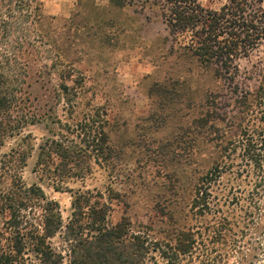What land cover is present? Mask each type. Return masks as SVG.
I'll use <instances>...</instances> for the list:
<instances>
[{
  "label": "trees",
  "instance_id": "1",
  "mask_svg": "<svg viewBox=\"0 0 264 264\" xmlns=\"http://www.w3.org/2000/svg\"><path fill=\"white\" fill-rule=\"evenodd\" d=\"M263 1L227 0L209 9L198 0H141V9H155L165 25L169 53L192 59L228 88L225 95L205 94L204 113L195 124L212 136L208 142L215 154L195 178L188 210L171 232L151 239L125 219L109 223L107 197L93 191L73 194L64 223L58 204L39 187H25L19 180L3 187L0 182V264H146L151 259L163 264H264ZM109 4L123 9L133 3ZM41 9L40 0H0V147L34 122L25 88L29 68L52 72L44 64L49 50L38 29ZM261 50L253 66L256 86L241 88L237 61ZM54 57L58 91L70 104L79 99L83 77L73 67L61 66L58 50ZM95 116L88 111L83 123L72 130L65 126V134L39 147L41 177L51 184L83 178L89 153L96 162L104 160L107 137L101 121L93 123ZM73 167L77 171L71 172ZM107 192L111 200L112 190ZM169 218L174 220L172 214ZM55 237L61 240L59 248L52 245Z\"/></svg>",
  "mask_w": 264,
  "mask_h": 264
},
{
  "label": "rangeland",
  "instance_id": "2",
  "mask_svg": "<svg viewBox=\"0 0 264 264\" xmlns=\"http://www.w3.org/2000/svg\"><path fill=\"white\" fill-rule=\"evenodd\" d=\"M198 1L218 9L227 0ZM40 3L38 29L49 50L44 64L52 72L40 74L37 66L29 68L25 88L34 122L0 147L2 186L12 187L19 180L25 187H39L58 204L64 223L75 192H100L107 197L109 223L125 219L135 231L160 239L185 215L195 178L215 154L214 144L208 142L212 136L195 124L204 113L205 94L225 95L227 86L192 59L169 53L163 41L165 25L155 9H141V0H132L123 9L110 6L109 0ZM57 50L61 66H71L83 77L79 99L70 104L61 97L60 81L52 70ZM262 55L263 50L237 61L241 88L256 86L253 66ZM88 111L96 114L93 123L101 121L107 137L104 160L96 162L89 153L85 161L90 166L83 169L87 171L83 178L49 183L36 165L39 147L65 134V126L72 130L83 123ZM107 189L112 190L111 200ZM51 242L60 247L59 237ZM146 264L163 263L151 259Z\"/></svg>",
  "mask_w": 264,
  "mask_h": 264
}]
</instances>
